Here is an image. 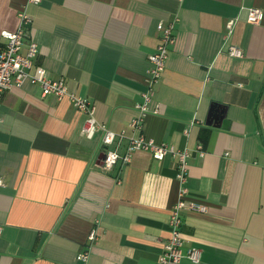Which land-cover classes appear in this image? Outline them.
<instances>
[{"label": "crops", "instance_id": "crops-1", "mask_svg": "<svg viewBox=\"0 0 264 264\" xmlns=\"http://www.w3.org/2000/svg\"><path fill=\"white\" fill-rule=\"evenodd\" d=\"M251 7L264 11V0H0V43L24 8L21 53L35 42L34 65L94 103L114 150L144 136L190 151L184 184L171 154L135 151L106 170L103 132L87 137L71 101L13 85L0 106V264H159L183 186L184 252L198 248L201 260L181 264H264V18L248 23ZM175 19L165 71L133 130L157 25Z\"/></svg>", "mask_w": 264, "mask_h": 264}, {"label": "built area", "instance_id": "built-area-1", "mask_svg": "<svg viewBox=\"0 0 264 264\" xmlns=\"http://www.w3.org/2000/svg\"><path fill=\"white\" fill-rule=\"evenodd\" d=\"M38 3L40 0H30ZM264 18V11L258 7H251L248 10L247 22L250 24H259ZM20 23L16 30H4L1 35L6 40L4 44L0 43V106L3 96L13 85L22 86L30 82L39 86L43 95H54L59 99H68L74 106L85 115L83 132L87 137H92L96 131L103 132L102 144L103 151L106 154L104 167L106 170H112L119 161L130 162L132 154L135 151H149L155 159L163 160L168 154H171L176 161L178 170L177 178L184 184L188 176V158L190 151L187 147L176 149L164 143H157L144 136L132 137L129 142L127 152L120 154L112 148L117 135L110 130L106 124H100L96 119V107L93 102L82 96H78L69 91L63 79L54 80L48 77L45 68L34 65V59L38 53V46L35 42H30L25 54L21 53L24 39L26 37V28L31 23V18L23 8L19 12ZM175 20L170 22L160 21L157 29L160 32V42L157 50L149 55V79L148 90L143 93V102L136 105L139 114L132 119L130 126L133 130L141 128L144 117L149 113L148 104L150 102V92L154 86L161 80L165 71L168 59L169 48L175 42ZM238 22L237 18L229 19L226 22L227 35H231ZM227 53L235 58L244 57V51L235 45H229ZM200 155L204 154L201 145L197 147ZM1 183V180H0ZM187 188L182 187L179 192L177 202L171 208L169 219L170 235L168 241L163 247V252L159 258V264H181L183 258H187L194 263L201 260V251L198 248H190L184 252V237L181 232L182 212L186 207ZM190 207L199 211H206L207 207L191 203ZM1 231V227H0ZM97 237L96 229H92L89 234V240L94 241ZM89 252L78 255V259L87 261Z\"/></svg>", "mask_w": 264, "mask_h": 264}, {"label": "water", "instance_id": "water-1", "mask_svg": "<svg viewBox=\"0 0 264 264\" xmlns=\"http://www.w3.org/2000/svg\"><path fill=\"white\" fill-rule=\"evenodd\" d=\"M106 154L103 152L102 159L105 160Z\"/></svg>", "mask_w": 264, "mask_h": 264}]
</instances>
